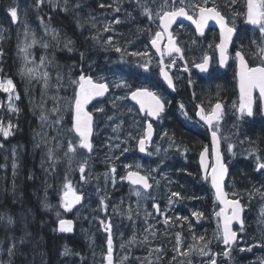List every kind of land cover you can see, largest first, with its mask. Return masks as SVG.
Returning <instances> with one entry per match:
<instances>
[{
    "label": "rangeland",
    "instance_id": "374dc122",
    "mask_svg": "<svg viewBox=\"0 0 264 264\" xmlns=\"http://www.w3.org/2000/svg\"><path fill=\"white\" fill-rule=\"evenodd\" d=\"M46 1L50 2L56 0ZM16 9L17 20L15 24L17 25V31L21 34V46L18 51V56L24 62V66L27 67L26 81L28 82L30 91L33 93L31 95V102L34 105L33 108L39 109V118L42 122V126L47 125L44 130V135L41 136L44 142L40 147L43 150V154L46 156L44 157V164L41 167L45 170V176L47 174L52 177L48 181L50 184L48 190L54 188L55 178H57V186L60 189L59 197L62 195L64 191L63 186L67 181H70L73 188L84 196L85 203L78 211L77 217L82 222V227L85 229L84 232L90 233L89 239L91 242L87 245V255L91 262H93V264H104L106 255L105 250L108 248V238L106 239L104 237L106 232L105 226L110 222V218L116 216L119 223L114 224L113 237L114 240L117 241L115 246L117 247L118 257H120L119 263L117 264H165V261L166 264H192L195 260L196 253L200 252L199 249L203 247L202 241L198 238L203 236L207 239L206 235L208 231L209 237L206 241L210 242L208 246H216L215 248L218 249L217 245L220 244V238H218L217 231V212L215 210H210L209 195L203 196L202 202L198 201V194L195 189L200 186L201 180L198 177H192L194 172L191 167L195 165L196 162H191L188 147L178 144L177 153L172 156L170 153L160 154V147L156 146L154 158H160L163 161L161 166L162 174L158 172V167L155 170L153 164L136 162L135 159L128 157L125 152L127 140L124 141L125 144L119 147L120 151L117 153H107L106 149L103 153L101 150L103 146L100 145L96 148L95 153L91 157L83 154L79 147L78 139L72 134L69 127L64 124L71 114V107L73 109L71 99H75L73 98L75 92L72 87L76 86L77 83L71 78L61 77L59 65L47 54H40V56L42 55V59L38 61L35 51L37 46H42L43 42L45 43L47 41L45 37L52 41V43L56 42L59 44V32L50 25H45L43 20H39L43 35L36 36L34 34L35 29H32L22 17L23 8L21 5L17 4ZM95 20L96 18L94 17L89 18V25L92 26ZM82 43L83 45H88L86 37L82 39ZM258 45L264 46L263 43ZM29 69H34V74H30L28 71ZM45 73H47L46 83ZM121 80V77H119L118 80L113 79L114 86L118 89L128 91L131 87V83ZM38 88L40 89L39 92H37ZM4 93L6 96V104L12 110L17 100L16 96H18L16 94V89L12 94L7 92ZM10 95L12 96L11 100L9 99ZM111 98L110 106L119 108L127 106L125 93L122 94V98L118 101L114 95H112ZM0 107H2L1 101ZM42 116L45 117V119H41ZM119 118L121 119V130L117 131L116 127L114 128L115 130L110 129L108 131L109 134L112 133L113 139L123 138L122 115H119ZM136 129V125L132 126L131 135L134 134ZM51 130L57 133L55 137L50 138ZM101 133L102 131H99L100 136L105 139L106 143H109L107 136L105 134L101 135ZM99 134H97V136H99ZM39 138L40 134L38 136V139ZM182 138L185 139L183 135ZM49 139L51 144H48ZM69 142L75 147L76 150L74 152H68ZM49 150L52 152L51 156H49ZM164 151L166 150L164 149ZM12 152L14 156L12 160V171L10 173L11 176L9 177L8 173H4L1 182L4 181L5 184L7 179L12 178L11 183L15 185L14 176L19 168L18 147L13 146ZM106 153L108 155H104ZM245 155L248 156L249 159L251 156L252 159H250V162L239 163L238 194L244 197V192L254 193L251 198L247 200V208L249 210L248 219L252 225L254 222L264 221V215H262V211H264V196L260 194L264 192V171L260 172V175L256 173L255 166H257L256 157L258 155L254 153ZM177 157L178 160L175 159ZM259 158L261 161H264V158ZM81 164H84L87 168L85 184H81L80 180L75 179ZM99 166H101L102 169H100ZM131 167H136L137 169L144 168L154 175L156 188L153 193L147 194L142 190L131 187L127 183L125 171ZM113 168H115L114 173L111 171ZM169 169L173 171L172 175L166 174ZM45 180L47 181L48 178ZM191 187L192 189H190ZM123 190L125 191L124 193ZM257 190H259L258 193L256 192ZM136 192H139L140 195L137 196ZM173 192H178L180 195L184 193L186 195L191 194L193 196L191 198L192 203L199 205L203 203L205 207L204 211L200 212L192 205H185L181 201H176L177 197L172 196ZM187 197L189 196L187 195ZM111 200H113V204H110ZM106 201L109 203H106ZM44 203L47 205L46 201ZM150 203H152V206ZM154 203L162 204L165 206V210L168 204L172 205L173 207L171 210L175 216V223L169 226H163L160 224V221L157 222L155 210L153 208ZM111 206L112 210L108 211ZM57 213H60L59 217ZM193 213H201L202 215L196 217ZM133 215L144 216L141 225L137 224V221L134 222ZM56 216L57 218L65 216L61 206L56 211ZM148 216H151L152 220L156 222L153 224L150 223L148 221ZM184 217H187V219H183ZM193 218L197 221L206 219L207 224H210V226H204L202 228L193 221ZM86 219L89 220V227L84 226L83 220ZM167 219L172 221L171 217H167ZM101 221L104 223H101ZM183 221L186 222V224ZM123 224H128V226L125 227ZM163 224L165 225L166 223L164 222ZM160 227L168 230L176 229L174 243L177 247H175L174 252L177 251V253L171 257H168L159 247H154L161 243L173 245L171 240L162 239L159 236ZM164 234L168 235L166 231H164ZM189 234L193 235V245L188 241V239L190 240ZM254 234L256 235L255 232ZM247 235L249 237H255L250 235L249 232H247ZM249 237L242 240L241 248L244 249V251L243 255H238L237 264H262L261 257H264V253H258L251 258L249 257V253H245L249 252L247 249L257 241L248 240ZM98 238H105V240L100 244ZM178 238L179 243H177ZM65 248L69 250V253L63 255L65 249L60 253V264H80L83 252L78 249L73 250V248H69L68 246ZM135 250H140L144 253L141 255V258L130 257L131 253H134ZM181 253H186V255H182Z\"/></svg>",
    "mask_w": 264,
    "mask_h": 264
},
{
    "label": "flooded vegetation",
    "instance_id": "af4514ba",
    "mask_svg": "<svg viewBox=\"0 0 264 264\" xmlns=\"http://www.w3.org/2000/svg\"><path fill=\"white\" fill-rule=\"evenodd\" d=\"M61 2L64 7L67 6V0H61ZM199 3H202V0H183L186 11L194 18L196 13L193 11L192 5ZM165 4L167 7L162 8V5ZM100 5H104V7ZM213 5L224 16L228 26L235 28L232 40L227 46V60L223 66L219 62L220 50L217 47L221 39L220 25L214 20L208 21L203 35H201L191 20L178 17V21L171 25L168 31L172 34L175 45L181 49V53H168V33L163 32L161 21L155 14L160 12L162 15L163 11H170L173 7L182 6L180 0H78L75 8L76 15L81 17L84 14L87 16L93 14L98 19L107 18L110 21V29L118 31L111 44L106 43V39H101V42L107 44L109 48H100L98 35L95 39L92 36L89 50L95 49L97 52L94 63L98 66L99 61L102 63L114 61L117 64L140 67L139 73L126 76V81L131 83L128 95L137 89H147L159 96L164 103V111L153 121L147 114L143 115L130 99H127L128 107L124 108L122 118L123 128L125 131H130L132 126L136 125L137 127L135 136L127 138L132 146L130 154L134 153L141 160L158 165L159 161L149 159L155 153L156 146L160 147V154H163L164 148L177 147L180 143L188 147L191 158L196 160H199L200 154L207 148L209 170L212 171L211 166L216 160L212 131L198 113L203 109L205 116L210 115L215 104L219 102L222 105L221 117L218 121L214 120L213 124L218 126L217 135L220 140L221 159L229 170L226 189L230 198L238 199V150L251 147L255 155H264V114L258 89L253 91L252 117L245 115L241 118L237 111L240 88L239 61L235 54L237 51H241L245 55L249 67L260 65L261 61L255 53L257 52L256 46L261 41V33L258 25H251L247 22L245 4L243 7V3L238 0L235 2L233 0H208L207 6L213 7ZM144 7L152 11L153 18L151 20L143 14ZM116 8L120 10L116 11ZM117 19L121 23H115ZM100 26L104 28L101 22ZM156 32H162L158 44L160 51H157L151 43ZM253 40L256 42L255 44L252 43ZM116 47L121 48L122 51L116 52L114 50ZM89 50L87 47L84 57H87ZM132 53H147V55H132ZM205 56L210 59L208 70L202 74L200 69L194 65L201 63ZM80 58H82L81 55ZM173 61L175 62L173 63ZM145 64H147L148 70L142 67ZM161 68H164L171 77L172 87H169L162 79ZM234 104L236 107H233ZM95 115L98 122L100 114L96 113ZM149 122L154 127V136L146 146L147 154L141 156L136 147L139 139L145 135ZM186 131H188L187 134ZM258 132L261 137L256 139L255 134ZM182 135L196 143L197 146L187 143ZM244 138L247 141L242 144ZM230 146L231 151H229ZM175 153L176 151H172L173 156ZM207 191L210 194V187L207 188ZM71 218L79 226L76 215ZM136 221L137 219L134 220V222ZM78 229L76 226L74 231L78 239V241L74 240L76 242L82 241V231L80 230L78 233ZM61 236L64 238L62 242H67L68 237ZM22 237L23 235L20 234V238ZM26 242L27 239L23 237L22 244L24 245ZM85 244L88 248L89 243L85 242Z\"/></svg>",
    "mask_w": 264,
    "mask_h": 264
},
{
    "label": "trees",
    "instance_id": "16d2710c",
    "mask_svg": "<svg viewBox=\"0 0 264 264\" xmlns=\"http://www.w3.org/2000/svg\"><path fill=\"white\" fill-rule=\"evenodd\" d=\"M54 2L50 1L51 5H49L46 0L42 2L0 0V78L1 80L11 79L19 97L11 110L6 104L5 93L0 90L2 102L0 125L4 128H8L9 124L12 126L8 136L5 137L3 133H0V217L3 218L0 219V261L7 260L6 264H60V253L65 249L67 242L75 243L74 247L83 252L84 259L81 264L91 263L86 255L87 239L76 242L73 240L76 236H66L67 242H62L64 238L57 234L55 218L43 210L44 193L48 190L50 185L48 181L51 179V176L47 174L45 176V170L41 167L46 157L40 147L41 136L44 135L47 125L42 126L39 118L40 111L33 108L34 105L31 102L33 93L26 81L27 67L18 56L21 34L17 31V25L9 11L11 7L16 8V5L20 4L23 8L22 17L32 29H35L36 36L43 35L39 20H43L45 25H50L59 32V44L52 43L45 37L47 41L43 42L42 46H37L35 51L38 61L42 59L40 54H47L59 65L60 76L68 78L70 66L78 61L80 63L84 61L81 60L80 55L83 53L84 56L87 47L89 50L92 37L90 33L89 36L85 34V28L90 24V17L88 18L87 14L82 17L76 15L75 6L78 0H67L66 7L61 0H56V4ZM84 37L87 38L88 45H83ZM88 54L87 61L93 64L97 52L92 49L88 51ZM39 91L38 88L37 92ZM55 135L52 131L50 138ZM260 137L259 132L255 134L256 139ZM184 140L192 146H197L186 137ZM48 144H51L50 139ZM13 146L18 147L19 151V168L14 176L15 185L11 183L12 178L7 179L5 184L4 181L1 182L4 173L11 176ZM8 217L12 218L15 227L7 223ZM20 234L27 239L24 245L20 242ZM11 248L12 255L8 257L7 252Z\"/></svg>",
    "mask_w": 264,
    "mask_h": 264
},
{
    "label": "snow or ice",
    "instance_id": "6c2138e0",
    "mask_svg": "<svg viewBox=\"0 0 264 264\" xmlns=\"http://www.w3.org/2000/svg\"><path fill=\"white\" fill-rule=\"evenodd\" d=\"M38 2H42V0H38ZM235 2V0H233ZM180 4L182 6L180 7H173L170 11H163V14L161 15L160 12H157L155 15L156 17L161 21V26L163 28V32L168 33V53L171 54L172 52L181 53V49L175 45L173 42L172 34L168 31L169 28L173 23L176 22L178 17H184L185 19L191 20L192 23L196 25V30L203 35L204 28L207 26V23L209 20H214L217 24L220 25V43L217 45V47L220 50V64L223 66L227 60L226 56V50L228 44L232 40V35L235 32L234 27H229L224 16L220 14L219 11L216 10L215 5L213 7H208V0H202V3L194 4L192 5L193 11L196 13V16L194 18L193 15L189 14L188 11H186L185 7L183 6V0H180ZM101 7H104V5H100ZM110 6V5H109ZM167 7V5H162V8ZM247 12H246V19L247 22L252 25H258L259 31L261 33V41L264 43V0H247ZM119 8H116V11H119ZM10 15L12 20L15 22L17 20V9L15 7H12L9 9ZM143 14L146 15L149 20L153 18L152 11L144 7L143 8ZM115 23L119 24L121 21L119 19L115 20ZM93 27H95V24H93ZM111 28V25H105L104 31H109ZM162 36V32H156L155 38L152 39L151 43L153 47H156L157 51H160V48L158 47L160 38ZM95 39V37H94ZM70 43V42H69ZM106 43L111 44V38H109ZM253 44L256 42L253 40ZM243 47V45H241ZM115 50L117 52H121V48L116 47ZM132 55H147V53H132ZM257 58L261 61L260 65L256 67H249L246 60L245 55L241 51H237L235 54L236 59L239 61L240 65V71L238 73L239 77V88H240V100H239V106L237 108V111L240 115V117H244L245 115L251 117L253 115V96L252 93L254 90L258 89L260 98L264 99V46L257 45V52L255 53ZM83 57V53L81 54ZM181 58L183 56L181 55ZM209 57L205 56L201 63L195 64L194 66L199 68L202 72L207 71V66L209 63ZM175 61H173L174 63ZM145 69H147V64L142 65ZM30 74H34V69L28 70ZM185 71H187V68H185ZM161 74L163 75L164 79L167 81L168 85L170 87L173 86V81L171 77L168 75V73L164 70V68H161ZM45 76V83L47 78V73L44 74ZM79 90L75 95V123H74V130L75 133L78 134L79 137V147L87 149L89 152L92 150V144L90 142V136L92 132V117L89 113L84 111V106L95 96H103L105 92L108 90V85L104 83H94L91 77H85L84 75H81L79 77ZM0 90H3L7 93H14V85L13 81L11 79L0 80ZM12 96H9V99L11 100ZM18 99L19 97L16 96ZM131 98L135 101H137L140 104L141 111H145L146 105H145V98L149 100V103L147 105V115L152 117H159L160 113L164 110V103L162 99L157 96L155 93L149 92L147 89H137L133 92H131ZM233 107H236L234 104ZM181 108H183V105H181ZM15 110V109H14ZM102 110V109H101ZM221 110L222 105L217 102L215 104V107L210 115L205 116L203 114V109L198 113L200 115L201 119L204 120L210 128L213 129L212 131V140H213V146L215 149V157L216 162L214 165L211 166L212 172H211V181L213 187L216 189V198L220 200L222 204H224L226 207H229L231 209V214H227L225 212L224 208H221L220 212L216 213L217 217H223V228L222 232L218 234V238L222 240V243L230 250V247L232 244L235 243L237 240V233L232 230V222L238 221L241 225L240 230L243 231V225L244 221L242 219V212H243V206L241 205L239 199L234 200H228L226 199V193L223 191L222 182L223 179L227 173V167L222 162L221 154L219 152L218 148V140H217V131L218 126L213 124V121H218L221 117ZM41 119H45V117H41ZM11 124H9L8 128H4L2 125H0V133H3V135L6 137L10 134ZM115 130V129H114ZM153 133V128L151 123L147 125L146 134L139 139V149L141 152L145 151V143L146 141L151 139ZM76 149L73 146L71 142H69L68 145V152H74ZM126 151V149H125ZM207 148L201 153V165L202 167L207 170L209 165L206 163V153ZM229 151H231V146L229 147ZM67 154V153H66ZM52 155L51 150H49V156ZM257 171L264 170V161H261L260 158L257 156ZM86 163V161H85ZM79 171L81 172V179H84L83 173L85 172V166L84 164H81ZM111 171L114 173L115 168L111 169ZM127 179L131 181L133 184L142 185L145 189H148L151 187V185L148 183L147 178L144 176L139 175V173L136 172H129ZM205 179H207V176H205ZM63 196L61 199V206L64 208L65 211H71L73 207L77 204H79L82 200V195L78 194L76 189L73 188L70 181H67L64 186ZM259 192V190H257ZM262 196H264V193H260ZM136 195L139 196L140 193L136 192ZM235 195V194H234ZM173 197L180 198V193L173 192ZM171 202V201H170ZM47 207V205H45ZM157 208V211H159L158 206H154ZM60 213H57V216L59 217ZM193 215L200 216L201 213H193ZM262 215H264V211H262ZM0 219H3L0 217ZM183 219H187V217H184ZM166 224L168 223V219L165 218L164 221ZM8 224H12V218L8 217L7 219ZM101 223H104L101 221ZM106 230L110 232L111 225L107 224ZM72 230V221L65 220V219H59V231L60 232H70ZM195 238V237H194ZM201 241H204L205 238L203 236L198 238ZM21 243H23V237L21 238ZM177 243H179V238L177 239ZM208 243L205 242L203 247L199 249L201 255H208V253L205 251V249L208 248ZM229 250L224 251L223 255L228 256ZM248 251H251V248L247 249ZM9 255H12V249H9ZM241 251H244V249H241ZM69 253V250L65 248V252L63 255H67ZM111 253H112V240L111 236L109 235L108 239V264H112L111 261ZM182 255H186V253H181ZM210 264H216L215 259L210 257ZM262 264H264V261H262Z\"/></svg>",
    "mask_w": 264,
    "mask_h": 264
},
{
    "label": "water",
    "instance_id": "95a60500",
    "mask_svg": "<svg viewBox=\"0 0 264 264\" xmlns=\"http://www.w3.org/2000/svg\"><path fill=\"white\" fill-rule=\"evenodd\" d=\"M78 90H79V88H78ZM78 92V91H77ZM105 95H106V92H105V94L103 95V96H95V97H93L85 106H84V111L85 112H87V113H89L88 112V108L90 107V105L91 104H93L95 101H97V100H99V99H103L104 97H105ZM131 100L132 101H134V102H136L139 106H140V104L137 102V101H135V100H133L132 98H131ZM148 103H149V100L147 99V98H145V105H146V108H145V111L147 110V105H148ZM263 105H264V99H263ZM145 111H142V112H145ZM90 114V113H89ZM91 117H92V132H91V136H90V142H91V144H92V137H93V123H94V119H93V116L91 115ZM74 118H75V106H74ZM75 123V119L73 120V124ZM204 169V168H203ZM204 171H205V169H204ZM139 175H141V174H139ZM142 176V175H141ZM224 179H225V177H224ZM223 179V180H224ZM130 181V180H129ZM147 181H148V183H149V180L147 179ZM131 182V181H130ZM133 184V183H132ZM150 184V183H149ZM134 185H138V184H134ZM140 186H142V185H140ZM223 186V185H222ZM143 187V186H142ZM150 188H148V189H146V190H149ZM215 189V188H214ZM215 191H216V189H215ZM226 198V197H225ZM219 202H220V200H219ZM221 203V202H220ZM221 205L224 207V209H225V212L227 213V210L228 209H230L229 207H226L224 204H222L221 203ZM241 216H242V219H243V212H242V214H241ZM221 218H222V228H223V217L221 216ZM236 224H238L239 226H241L240 225V223L238 222V221H233L232 222V230H233V226L234 225H236ZM236 242V241H235ZM233 245V244H232ZM111 261H112V264H114V257H113V253H111ZM106 263L108 264V257L106 258Z\"/></svg>",
    "mask_w": 264,
    "mask_h": 264
}]
</instances>
